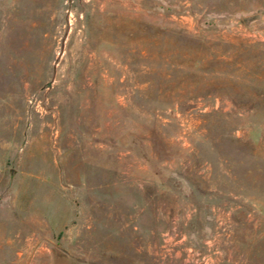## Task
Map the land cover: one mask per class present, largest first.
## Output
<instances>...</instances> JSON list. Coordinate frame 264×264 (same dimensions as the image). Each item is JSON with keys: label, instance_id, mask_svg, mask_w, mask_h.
I'll return each instance as SVG.
<instances>
[{"label": "rangeland", "instance_id": "rangeland-1", "mask_svg": "<svg viewBox=\"0 0 264 264\" xmlns=\"http://www.w3.org/2000/svg\"><path fill=\"white\" fill-rule=\"evenodd\" d=\"M0 264H264V0H0Z\"/></svg>", "mask_w": 264, "mask_h": 264}]
</instances>
